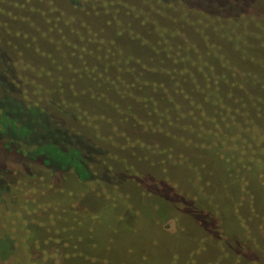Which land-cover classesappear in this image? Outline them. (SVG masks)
Here are the masks:
<instances>
[{
  "label": "trees",
  "instance_id": "trees-1",
  "mask_svg": "<svg viewBox=\"0 0 264 264\" xmlns=\"http://www.w3.org/2000/svg\"><path fill=\"white\" fill-rule=\"evenodd\" d=\"M0 35L23 56L69 73L79 96L102 110L156 126L170 113L178 117L182 135L175 133L171 152L194 204L176 209L170 233L161 210L174 197L172 186L151 184L146 209L131 220L119 190L86 166L88 145L66 125L49 117L42 123L25 103L0 98L32 117L34 132L49 123L63 135L57 144L40 135L28 142L15 130L9 136L12 115L0 108L5 144L33 147L45 165L72 170L76 184L60 191L70 201L59 203L81 206L79 213L71 208V233L85 248H72L71 261L264 264V0H0ZM2 53L0 74L10 65ZM239 56L253 65L247 72L233 63ZM81 188L91 199L82 200ZM138 227L150 230L148 244L142 238L138 249L110 251L114 239L127 240ZM98 229L106 232L101 257L94 252ZM209 236L221 246L214 249Z\"/></svg>",
  "mask_w": 264,
  "mask_h": 264
},
{
  "label": "rangeland",
  "instance_id": "rangeland-1",
  "mask_svg": "<svg viewBox=\"0 0 264 264\" xmlns=\"http://www.w3.org/2000/svg\"><path fill=\"white\" fill-rule=\"evenodd\" d=\"M1 36L0 51L10 65L0 74V98L11 96L25 103L36 111L42 123L48 122L49 117L54 124L66 125L71 134L88 145L91 150L86 166L95 177L103 178L119 190L122 201H125L124 214L131 220L137 219L146 209L152 198L151 184L154 187L172 186L176 192L163 204L161 226L170 233L175 232L176 209H182L187 203L194 204L171 152L175 133L182 135L178 130L176 112L167 115L165 122L156 126L146 119L136 122L120 112L112 114L102 110L79 96L78 88L71 86L69 73L59 72L48 60L23 56ZM240 61V56L233 58L235 66L244 72L253 67L251 63L242 65ZM2 68L3 65L0 70ZM0 108L12 115V118H7L9 136L17 131L28 142H33L40 135L55 144L59 137H63L49 123L34 132L31 129L35 123L32 117L26 116L20 106L10 101L0 102ZM27 130L30 131L27 133ZM4 142L0 136V264H79L71 261V250L75 247L83 250L85 247L81 237L71 233L70 215L71 208L78 213L82 208L76 201L70 205L59 203L60 199L70 201L66 191L76 184L71 181L74 180L72 170L45 165L43 157L33 153V147ZM45 146L44 150L48 151L50 147ZM81 155L87 157L88 152L82 150ZM68 181L70 186L65 185ZM81 187L85 188V184ZM83 188L80 195L85 192ZM86 199L91 198L84 194L82 200ZM144 230L150 231L138 227L124 241L118 236L110 251L126 246L138 249L142 238L148 244L152 235L145 236ZM32 234L36 238L30 243L28 236ZM105 235L104 230L98 229L94 236L98 242L94 252L98 257L102 256ZM208 239L213 241L214 249L221 246L217 237L209 236ZM242 264L246 263L243 261Z\"/></svg>",
  "mask_w": 264,
  "mask_h": 264
}]
</instances>
